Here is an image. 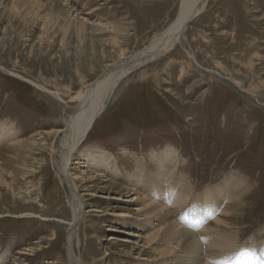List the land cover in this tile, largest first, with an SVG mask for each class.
<instances>
[{
	"label": "rangeland",
	"instance_id": "374dc122",
	"mask_svg": "<svg viewBox=\"0 0 264 264\" xmlns=\"http://www.w3.org/2000/svg\"><path fill=\"white\" fill-rule=\"evenodd\" d=\"M183 8L184 0H0V128L15 135L0 145V264H71L59 133L86 103L79 94L146 49ZM184 33L169 54L120 81L70 162L81 264L260 261L264 0H210ZM100 90L102 101L107 86ZM164 155L175 157L165 161L160 194L128 178L138 164L157 178ZM181 184L186 202L216 190V213L197 223L188 203L148 216ZM168 223L198 238V255L166 237Z\"/></svg>",
	"mask_w": 264,
	"mask_h": 264
},
{
	"label": "bare ground",
	"instance_id": "6f19581e",
	"mask_svg": "<svg viewBox=\"0 0 264 264\" xmlns=\"http://www.w3.org/2000/svg\"><path fill=\"white\" fill-rule=\"evenodd\" d=\"M209 2L210 0H186V2L184 0V8L182 9L180 17L169 29H167L160 36L154 38L151 44L146 49L136 53L132 57L119 63L113 71L108 72V74H105L103 77L104 80L102 79L101 82L95 84L94 88L89 90L90 92L87 95L82 93L79 94L78 98H85L86 103H84L83 101V107H81L80 111L74 117H72L66 129L62 132V136L59 141V146L56 147L54 151V155L59 158H56L54 161L58 168V172L60 173L59 175L67 181L72 191L71 202L74 213V222L72 223L70 229L68 243L70 246L69 257L71 264H81L80 260L74 255L72 243L74 241V238L78 235V228L80 227L79 224L82 211V205L78 200V197L75 192V182H73L69 178L68 174L69 165L72 158L75 156V154H77L79 148L83 145L87 137L90 135V130L92 129L94 121L99 118L102 110L110 102L120 81L129 76L132 72L136 71L137 69L142 68L143 66L147 65L148 63L154 60L160 59L166 54H169L182 40V34L187 29L188 24L193 22L192 20H195L206 9ZM104 86H107V91L105 92L104 99L102 101H99V94L95 93L94 91L96 89L98 90L99 88H101V92ZM14 136V132L8 127H6V125H3L0 128V145L2 143H5L6 141L13 140ZM174 157V155H164V157L160 159L158 158L160 160L161 165L159 166L158 173L156 172L157 178L154 176H150V171L146 169L145 165L141 167L140 164L137 165L136 172L133 175L130 174L128 178H131L133 182H138L137 184H144L143 187L147 189L150 195L152 193L154 194V192H158L160 194V192H162V188L161 190L159 189L161 185L160 181H162V172L166 180V173L167 169L169 168V165L166 164L165 161L168 162V159H172ZM186 190H188L187 185L182 186L181 184L179 190L174 192L175 197H171L172 199H170V201L158 202L159 204L157 206L151 204L150 207L149 205L150 213H148V216L154 212L167 216V211L165 209L166 206L172 205L181 207V205H185L188 207V203L190 204L191 211L189 208L188 211L186 209L185 211H187V213H190L189 216L197 223L199 221H203L206 217L208 218L210 216H213L216 213H213V209L216 208V202L214 201V198L216 196V190L211 189L213 195L209 196L207 195L208 191L210 190L209 188L206 191L207 194L205 193L202 196L192 197L190 202H186L187 199L185 201L184 194L187 193ZM220 221L224 220L220 219ZM220 221H218V223ZM177 229V225L169 224L167 227V233L165 232L166 237L179 242V244L182 245V249L184 250V252H189V254L194 253V255H198V253L200 252L199 248H201V245L197 240L198 238H196V236H194V234L188 230H183L180 232L179 230L174 231ZM157 234L158 233H155L154 235ZM180 234L183 236V239L176 237ZM154 235H152V238H154ZM214 235L215 234H210L206 236L208 238V242H210L214 246L215 244H219L221 248L223 246V243L217 240L216 236L214 237ZM256 256L257 257L254 258H258L260 260L257 264H264V244L259 247V250L256 251ZM194 263L195 262L193 261V264Z\"/></svg>",
	"mask_w": 264,
	"mask_h": 264
},
{
	"label": "water",
	"instance_id": "95a60500",
	"mask_svg": "<svg viewBox=\"0 0 264 264\" xmlns=\"http://www.w3.org/2000/svg\"><path fill=\"white\" fill-rule=\"evenodd\" d=\"M194 20V19H193ZM192 20V21H193ZM103 77V76H102ZM95 85V84H94ZM94 85H92V87H91V89H93L94 88ZM61 136H62V133L60 134V136H59V138H61Z\"/></svg>",
	"mask_w": 264,
	"mask_h": 264
}]
</instances>
